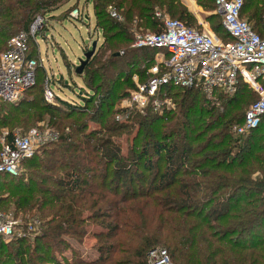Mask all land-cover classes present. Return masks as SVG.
I'll list each match as a JSON object with an SVG mask.
<instances>
[{
  "label": "trees",
  "instance_id": "trees-1",
  "mask_svg": "<svg viewBox=\"0 0 264 264\" xmlns=\"http://www.w3.org/2000/svg\"><path fill=\"white\" fill-rule=\"evenodd\" d=\"M88 1L103 42L82 72L81 101L57 97L49 105L42 91L17 104L0 103V136L9 129L7 143L15 127L42 123L45 114L62 117L58 140L23 160L24 174L0 175L1 212L40 222L34 238L0 239V264H147L154 249L165 250L171 264H264L262 130L232 132L256 95L241 83L233 96H219V107H210L198 91L167 85L159 97L173 108L136 109L127 122L116 121L114 100L127 96L116 89L135 88L125 68L141 58L147 82L157 53L132 48V29L160 32L157 10L191 28L194 19L179 0ZM69 2L0 0V54L37 15L47 17ZM111 7L122 21L110 16ZM241 18L264 36V0H245ZM28 45V58L36 59L33 42ZM84 117L99 120L98 127L91 130ZM135 125L123 154L117 140L132 135ZM89 223L99 230L87 234ZM86 235L96 240L92 261L70 243L80 244Z\"/></svg>",
  "mask_w": 264,
  "mask_h": 264
},
{
  "label": "built area",
  "instance_id": "built-area-1",
  "mask_svg": "<svg viewBox=\"0 0 264 264\" xmlns=\"http://www.w3.org/2000/svg\"><path fill=\"white\" fill-rule=\"evenodd\" d=\"M211 1L229 40L224 42L156 11L160 32L136 34L132 44L134 49L157 50L155 65L148 70L152 77L145 84H137L125 102L134 104L139 110L151 107L153 111L162 113L173 105L170 99H160L159 93L162 87L171 85L198 91L210 107H219V96H233L242 83L257 95V99L249 105L242 122L235 125L232 132L247 136L261 129L264 139V36H259L241 18L245 0ZM83 13L76 8L67 17L82 21ZM109 14L119 19L111 8ZM45 24V17L36 16L28 30L10 38L6 50L0 54V103H16L34 86L38 62L43 63V60L28 58V43L32 41L39 53L36 37L43 33ZM49 80L46 78L43 96L47 104L55 106L57 96ZM56 138L49 131L31 129L24 134L16 131L10 143L2 139L0 175H18L23 160L31 158ZM28 222L20 224L11 216L0 213V239L7 243L18 238H34L39 234L40 222ZM147 264L171 263L165 250L154 249L147 254Z\"/></svg>",
  "mask_w": 264,
  "mask_h": 264
},
{
  "label": "rangeland",
  "instance_id": "rangeland-1",
  "mask_svg": "<svg viewBox=\"0 0 264 264\" xmlns=\"http://www.w3.org/2000/svg\"><path fill=\"white\" fill-rule=\"evenodd\" d=\"M179 1L181 3V6L185 9V11L193 17L194 19V23H193L194 27H192L193 29L197 31L209 33L212 36L217 37L218 39L221 40H223L226 37V33L221 26V19L213 18L214 15L216 14L212 10V7L210 6V3L207 0H179ZM70 7H73L70 10L79 8L81 12H84L82 21H76L69 19L68 17H64V15L67 14V10ZM111 9H113V7H111ZM160 12L165 13V11L163 10H160ZM51 15H55V17L54 16L51 17ZM117 15L119 19L116 20L122 21L123 18L121 14L119 15V13H117ZM47 17H45L46 24L43 33L38 34L36 37V41L39 46V53L38 51H36L37 53H35L37 55L36 59L43 60V63L38 62L39 64L37 65L35 71L36 73L35 84L30 91H28L26 94L22 96L21 99L24 98L27 99L30 97L33 98L36 96L40 97L43 91V87L45 85L46 78H49L50 87L58 98L67 102L70 101L80 102L81 100L79 99L80 98L79 93L81 92V88H83L84 86L82 83L83 81L82 75L81 76L76 75L75 68L78 66L79 61L83 59V53L88 51V49H90L92 42L97 41L96 51L98 50V48H100V45L103 42L102 32L95 28V18H94L92 3L91 1L88 0H70L69 3L61 6L55 11L48 13ZM132 32H133V40L136 34L139 33L145 34L148 32L154 33L144 29V27L142 26L140 29L137 30L132 29ZM29 48L31 49L32 46ZM105 53H106L105 55L109 54L107 52ZM154 65L155 63L152 66ZM143 66H144V61L141 60V58H138L137 65L134 68H130V67L125 68V72H128V74H132L131 79L132 82H134L135 88L137 84L142 85L146 83L147 77H146V73L144 72L146 68L142 69ZM140 74H143L144 77L142 78ZM65 83H68V85H65ZM135 88L134 87L127 88L126 86L121 85L118 88V90L116 89L118 94L121 93L122 90L123 91L125 90V92H127V96H125L124 98L118 97L116 98V100H114L115 103L112 110L115 112L114 117L116 121L127 122L129 114L132 111L134 112V110L135 111L139 110L135 107L134 104L128 105L125 102V100L129 98V93L131 91H134ZM256 97L257 95L254 98ZM21 99L16 103H12V104L19 103ZM111 99L108 98V103L112 102ZM250 103L251 101L249 102V104ZM171 104L173 105L172 101ZM141 113L143 114V112ZM32 114L33 112L30 113V115ZM87 118L88 117H84L83 119L87 120V124H89L90 129L91 130L96 129L98 127L97 124L100 123V121L99 120L98 122L90 121ZM43 119L44 120L42 123L37 122V123H33L32 125L30 124L26 129L15 127L13 133L18 131L19 133L24 134L31 129H39L41 131H49L51 133H54L57 136L56 138L57 141L60 134L59 131L56 130V126L58 123H60L62 117H59L57 114L55 115L45 114L43 116ZM137 130H138V126L135 125L133 126L131 131L129 129L132 135H128V138L123 137L117 140V143L120 144L122 147L123 154H126L127 147L131 142V138L135 133H137ZM8 131L9 129L7 130L6 128L1 129L0 146H1V140L4 139L3 136L6 135ZM149 158H151V161L156 166L157 159H155V157L152 156V154ZM52 161H54V158ZM24 171L25 168L24 166L21 165L19 168V174H24L25 173ZM2 195H6V193ZM11 211L12 210L1 212L0 210L1 213H4L7 216L9 215L14 220L19 221L20 224L25 223L20 219V216L15 218L14 214ZM87 215L88 214H84V216ZM98 230L99 228L91 223H89L88 226L86 227L87 234L96 232ZM70 243L75 248H78V251L80 252L81 258H83V260L92 261L96 259L97 254L93 248L96 243V240H94L93 238H90L88 235H86L80 244H77L76 242L73 241H71ZM67 256L68 257L70 256L69 252H67Z\"/></svg>",
  "mask_w": 264,
  "mask_h": 264
},
{
  "label": "water",
  "instance_id": "water-1",
  "mask_svg": "<svg viewBox=\"0 0 264 264\" xmlns=\"http://www.w3.org/2000/svg\"><path fill=\"white\" fill-rule=\"evenodd\" d=\"M97 46V41H94L91 43L90 49L88 51L83 53V59L79 61L78 66L75 68V74L78 76L82 75V72L84 70V67L87 65L88 61L91 59V57L95 54ZM65 85H68V83H65ZM81 93H79V96Z\"/></svg>",
  "mask_w": 264,
  "mask_h": 264
},
{
  "label": "crops",
  "instance_id": "crops-1",
  "mask_svg": "<svg viewBox=\"0 0 264 264\" xmlns=\"http://www.w3.org/2000/svg\"><path fill=\"white\" fill-rule=\"evenodd\" d=\"M156 56V55H155ZM157 58V57H156Z\"/></svg>",
  "mask_w": 264,
  "mask_h": 264
}]
</instances>
